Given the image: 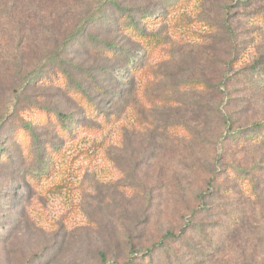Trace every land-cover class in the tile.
Masks as SVG:
<instances>
[{
    "label": "rangeland",
    "instance_id": "374dc122",
    "mask_svg": "<svg viewBox=\"0 0 264 264\" xmlns=\"http://www.w3.org/2000/svg\"><path fill=\"white\" fill-rule=\"evenodd\" d=\"M108 1L0 0V264H264V0Z\"/></svg>",
    "mask_w": 264,
    "mask_h": 264
},
{
    "label": "trees",
    "instance_id": "16d2710c",
    "mask_svg": "<svg viewBox=\"0 0 264 264\" xmlns=\"http://www.w3.org/2000/svg\"><path fill=\"white\" fill-rule=\"evenodd\" d=\"M109 4H111V8H118V3L117 1L113 0V1H108ZM136 15H138V18H136L135 16L133 17V15L127 11L124 15H122L120 18H119V23L120 25H122L126 30V32H128L130 34V32H132V35L135 36L134 38L136 39L137 43H142V46L146 47V44L149 45L150 42L152 40H150L148 38V36H151V35H148V34H145V33H141V26H140V22H142L143 20V17H142V14L141 13H137ZM147 17V15H144V18ZM141 33V34H140ZM255 75V73H253ZM63 78H65V82L63 85H65V87L69 86L68 85V79L66 78V74H64ZM61 85V86H63ZM258 88H264V79H260L258 78V80L256 81V85ZM81 93V94H79ZM77 95H76V98L77 99H80L83 97V94L82 92L80 91ZM59 117H58V121L56 123V125L54 124V122H52V120H50L49 118L46 120L45 124H43V126H45L48 130H51V129H54L53 130V133L58 136V137H61L63 136L67 130V122L70 117L67 116V115H63L62 113H59ZM15 125L20 128H22V131L25 132L26 135L28 136H31L32 137V140H36V133L34 132L33 130V127H32V123L31 122H25V123H17L15 121ZM255 128H263V126L261 125V123H255ZM60 130V131H58ZM257 140H260V137L259 139ZM48 148V147H47ZM46 148V149H47ZM45 149V151H46ZM52 148L49 147L48 148V153H46L44 155V158H40V161H44V163L46 164L47 161H52L54 155L52 153ZM43 163V164H44ZM44 167H47V166H44ZM44 169L46 168H41V171H44Z\"/></svg>",
    "mask_w": 264,
    "mask_h": 264
}]
</instances>
